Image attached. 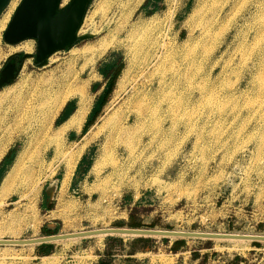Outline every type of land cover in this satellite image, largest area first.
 <instances>
[{
    "label": "rangeland",
    "instance_id": "obj_1",
    "mask_svg": "<svg viewBox=\"0 0 264 264\" xmlns=\"http://www.w3.org/2000/svg\"><path fill=\"white\" fill-rule=\"evenodd\" d=\"M229 1L204 31L210 0H87L75 41L46 56L34 39L7 43L13 9L0 14V163L20 157L12 172L15 162L0 164V239L136 227L264 235V0ZM103 42L85 68L82 51ZM112 62L120 77L84 134L105 90L99 69ZM70 76L86 83L87 117L56 139L81 97L52 113L44 94ZM181 240L194 258L176 264H264V242L129 236L56 242L49 258L40 245L0 246V264H92L100 252L104 263L142 264L131 243L165 264Z\"/></svg>",
    "mask_w": 264,
    "mask_h": 264
},
{
    "label": "water",
    "instance_id": "obj_2",
    "mask_svg": "<svg viewBox=\"0 0 264 264\" xmlns=\"http://www.w3.org/2000/svg\"><path fill=\"white\" fill-rule=\"evenodd\" d=\"M10 0H0V14ZM60 0H23L12 17L4 34L9 44H18L27 39H34L37 43V55L46 56L66 48L73 43L74 31L80 21L82 11L87 0H73L63 10L58 9ZM108 233L115 235H136L137 237L164 238L176 235L185 238H223L235 236L205 235L197 232L175 233L173 231L158 232L153 229L113 228L110 230L89 231L76 234H55L34 239H0V246L42 245L54 244L59 240L73 237H89L96 234ZM252 241L262 242L264 237L250 238Z\"/></svg>",
    "mask_w": 264,
    "mask_h": 264
},
{
    "label": "bare ground",
    "instance_id": "obj_3",
    "mask_svg": "<svg viewBox=\"0 0 264 264\" xmlns=\"http://www.w3.org/2000/svg\"><path fill=\"white\" fill-rule=\"evenodd\" d=\"M228 1L229 0H210L209 6H208V14H207L208 16L206 15L207 19H206V21L204 23V31H210L211 27L215 23L220 21L221 16L226 11V8H228ZM232 5H233V3H232ZM224 15H225V13H224ZM224 17H222V19ZM110 46L111 45L109 43L103 42V43H101V45L99 47H88L87 49H84L82 52H85L86 56H89V58L87 59V62L85 63L84 67L85 68L86 67H90V68L93 69V66H94L96 60ZM131 67L132 66L129 64L127 66V68L125 69L124 76L121 79V85L124 84L125 78H126V76L129 75ZM85 88H86V83L81 82L80 79L77 76H70V77H67L65 80L58 81V84L56 85V87L52 91H49L46 94H44L43 102H46L48 100L52 101V103H51V105L49 107V110H51L52 113L53 112H57L60 109V107H62L70 97H72V96H74V97L75 96H80L81 97V103L79 104L80 106L74 112V114H72V116L70 118H68L60 126V129L55 134V138L56 139H59L60 137L64 136L66 133L72 131L75 128H78L80 126V124L82 123V121L84 120V118L86 116V107L84 105L85 100L83 99V95H84L83 91H84ZM83 149H84V147H81V148H79V150H72V151H69V153H65V158L67 160L66 161L67 164L68 165H71V164L75 165L80 160V157H81ZM14 162H15V164L13 165L11 172L16 169L17 165L20 162V157L18 156V158L16 159V161L14 160ZM110 229H113V228H103V229H95V230H89V231H100V230H110ZM89 231H82V232H78V233H85V232H89ZM156 231H158V232H167V230H156ZM173 232L182 233V232H187V231H173ZM197 233L205 234V235H224V234H221V233H209V232H207V233L206 232H197ZM73 234H76V233H73ZM230 235L235 236V237L228 238V239L207 238V237H204V238L205 239H215V240H218V241H229V242L238 243V244H246V243L252 242V240L250 238L264 237V235H257V234H230ZM107 236L137 237L136 235H115V234L101 233V234H96V235L89 236V237L66 238V239L59 240L57 242L68 241V240H81L83 238H91V237L104 238V237H107ZM158 237H161V236L158 235V236L153 237V238H158ZM170 237H172L173 239H182V237H178L176 235H173V236H170ZM37 238H42V237H37ZM200 239H202V238H200ZM262 242H264V241H262ZM31 245H34V244H31Z\"/></svg>",
    "mask_w": 264,
    "mask_h": 264
},
{
    "label": "trees",
    "instance_id": "obj_4",
    "mask_svg": "<svg viewBox=\"0 0 264 264\" xmlns=\"http://www.w3.org/2000/svg\"><path fill=\"white\" fill-rule=\"evenodd\" d=\"M122 68H123V66L121 64H117L116 62H112V63L105 65L99 69L100 74L104 78L103 85L105 84V90H104L103 94L101 95L99 101L96 103V106L94 107V111L92 112V115L88 118V120L84 126V130H83L84 134L87 132L88 128L96 122L99 114L105 108L107 97L113 91V88L116 85L118 78L120 77ZM94 89H95V87H94ZM70 107H71V103L66 105L63 112L60 115V118L56 122L57 125H59V123L61 121L62 122L66 121L68 119V117L74 112V111H71L70 113L68 112ZM14 160H15V152L10 151L6 155V157L3 159L1 166L2 167L8 166L9 164L13 163ZM45 232H46L47 236L56 234L54 231H51V230L50 231L45 230ZM185 243L186 242H184V240L175 242V244L172 248V251L176 252V250L179 247L184 246ZM39 247H41V248H38V255H40V256L50 255L55 248L54 244H42ZM101 264H109V263H103L102 262Z\"/></svg>",
    "mask_w": 264,
    "mask_h": 264
},
{
    "label": "crops",
    "instance_id": "obj_5",
    "mask_svg": "<svg viewBox=\"0 0 264 264\" xmlns=\"http://www.w3.org/2000/svg\"><path fill=\"white\" fill-rule=\"evenodd\" d=\"M99 74H100V72H99ZM100 76L102 77V81H104V78H103V76L100 74ZM104 86H105V84L103 85V87L102 88H104ZM96 105V104H95ZM78 108V107H77ZM77 108L74 110V112L77 110ZM90 110V109H89ZM74 112L72 113V114H74ZM89 113V112H88ZM72 114L68 117V118H70L71 116H72ZM88 115V114H87ZM87 117V116H86ZM86 119V118H85ZM86 122H87V120H84V122H83V124L81 125V128L83 127V126H85V124H86ZM8 154V153H7ZM6 154V155H7ZM6 155H5V157H6ZM4 157V158H5ZM3 158V159H4ZM3 159H2V161H3ZM2 161H1V163H2ZM0 163V164H1ZM174 244H175V242H173V243H171L169 246H168V248H170V249H172L173 248V246H174ZM133 246V244L131 243L130 244V250L128 251V252H132V250H133V255L132 256H130V257H132V258H135L137 255H138V253L140 252V256L141 257H143V263L142 264H162V261H161V258H158V252H154L153 250L151 251V250H149V249H144V251L143 250H134V248L132 247ZM129 249V248H128ZM56 252H57V249L56 248H54V250H53V252H52V254L51 255H48V256H43L42 258H49V257H52V256H54V255H56ZM104 253L105 252H103V254H102V252H100L99 254H97L96 255V260H95V262L94 263H92V264H101L102 262V259L104 258ZM170 253H171V255H167V258L168 259H166L167 260V262L165 263V264H176V263H178L179 262V258L180 257H182V256H184V255H186V254H191L192 256V259L194 258L193 257V252L192 251H186V247H185V245L184 246H181V247H179L177 250H176V253H172V251H170ZM171 256V258H169ZM115 262V261H114ZM109 263V264H116V263ZM104 263V262H103ZM58 264H67V262L66 261H62V260H60L59 261V263ZM128 264H132V263H128Z\"/></svg>",
    "mask_w": 264,
    "mask_h": 264
},
{
    "label": "built area",
    "instance_id": "obj_6",
    "mask_svg": "<svg viewBox=\"0 0 264 264\" xmlns=\"http://www.w3.org/2000/svg\"><path fill=\"white\" fill-rule=\"evenodd\" d=\"M23 2V0H10L9 3L7 4V6L4 8V10L1 12L2 14H7L8 11L10 10V8H12V14L14 16L16 10L18 9V7L21 5V3ZM11 16V17H13Z\"/></svg>",
    "mask_w": 264,
    "mask_h": 264
}]
</instances>
